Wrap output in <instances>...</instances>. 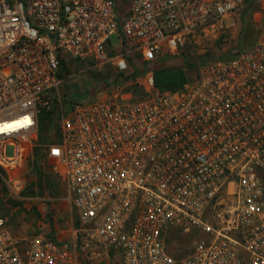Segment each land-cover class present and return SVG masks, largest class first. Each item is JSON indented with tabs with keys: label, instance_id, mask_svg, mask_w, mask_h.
Masks as SVG:
<instances>
[{
	"label": "built area",
	"instance_id": "2783aa9c",
	"mask_svg": "<svg viewBox=\"0 0 264 264\" xmlns=\"http://www.w3.org/2000/svg\"><path fill=\"white\" fill-rule=\"evenodd\" d=\"M255 2L253 44L199 65L194 80L169 92L155 88L150 68L132 74L128 59L177 54L242 0H0L8 193L23 199L21 170L37 147L78 224L65 239L16 240L0 215V264H86L77 236L81 249L103 246L118 264H264V0ZM61 59L119 79L56 115V134L38 144L37 116L71 74L58 76ZM174 230L203 236L174 257L165 243Z\"/></svg>",
	"mask_w": 264,
	"mask_h": 264
},
{
	"label": "rangeland",
	"instance_id": "374dc122",
	"mask_svg": "<svg viewBox=\"0 0 264 264\" xmlns=\"http://www.w3.org/2000/svg\"><path fill=\"white\" fill-rule=\"evenodd\" d=\"M241 17L242 11H239L225 18L213 28L195 32L186 40L180 52L167 55L166 58L150 64L148 68H181L185 71L188 79L194 80L199 65L230 58L253 44L261 29V19H257L254 15L251 16L252 37L249 43L241 46L239 45ZM111 41L115 44L117 42L115 38H112ZM134 67L139 69L144 66L141 61H135ZM131 69L134 70L132 67ZM77 70L72 67L70 77L59 87L57 100L51 104V108L54 107L55 110L51 116L54 118L51 129L47 134L38 136V139H50L53 134H56L59 123L56 113L59 117L62 113L67 114L72 103L83 104L95 97L97 93L110 87L105 82L107 78L108 81H111L113 74L106 75L105 79L103 78L105 72L79 73ZM102 78L103 81H101ZM100 95L101 93L97 97ZM38 144H41L40 141ZM8 152L10 153V149ZM35 156L34 149L21 170L23 189L20 196L23 198L22 200L9 195L5 184V174H0V215L5 218L14 234L17 235L20 230L23 231L19 232L20 234L17 235L19 237L37 234L39 232L37 228L41 224L47 227L45 229L51 237L60 234L68 237L70 225L75 227L77 223L75 215L65 199V186L41 153L38 165L41 167L42 173L41 178L38 179V172L33 161ZM202 236L196 230L186 232L174 230L165 236L166 248L174 257L184 256L193 243ZM89 264L108 263L97 258Z\"/></svg>",
	"mask_w": 264,
	"mask_h": 264
},
{
	"label": "trees",
	"instance_id": "16d2710c",
	"mask_svg": "<svg viewBox=\"0 0 264 264\" xmlns=\"http://www.w3.org/2000/svg\"><path fill=\"white\" fill-rule=\"evenodd\" d=\"M256 0H242V7L239 11H242V17H241V31H240V36H239V45L243 46L246 43H249L251 37H252V33L253 30L251 29V16H253V14L256 12L257 10V4L255 2ZM238 11V12H239ZM167 55H164L161 58H158L157 60L151 62V63H142L141 68H135L134 67V63L135 61H132V59H128V64L129 66H131L134 70L132 71V74L134 73H139L140 71H142L143 69H147L148 66L158 60L164 59L166 58ZM233 57V56H232ZM230 57V58H232ZM230 58H226V59H221V60H228ZM69 60H60V69H59V74L58 76L60 78L68 75L71 73V69H69V67L66 65V62ZM70 65H74L71 64V62H69ZM74 68V66H72ZM151 69V68H150ZM152 70V74H153V83L155 88H157L159 91H174L177 90L179 88H181L186 82L190 81L191 79L187 78V75L185 73V71L181 68H171V67H162V68H157V69H151ZM91 73L93 71H90ZM101 72H105L103 78H107L106 75H112L108 70H104ZM93 73H98V72H93ZM103 78L101 79V81H103ZM119 79V76L117 74H113L111 81H108V78L105 82V84L110 85L112 83L117 82ZM129 90H131L134 95H141V92L139 89H137L136 87H131L129 88ZM88 92V91H87ZM55 113L54 107H52L50 110L48 111H42L38 116H37V133L38 136L41 137V135L43 134H47L50 129H51V125L53 122V117H51L53 114ZM57 115V114H55ZM46 140V138L43 139H38V142L40 141V143L44 142ZM35 153L36 156L34 158V164L36 165V169L38 172V179L41 178V173H42V169L41 167L38 165L39 159H40V150L38 148H35ZM0 174H3V171L0 170Z\"/></svg>",
	"mask_w": 264,
	"mask_h": 264
},
{
	"label": "crops",
	"instance_id": "0c3cea01",
	"mask_svg": "<svg viewBox=\"0 0 264 264\" xmlns=\"http://www.w3.org/2000/svg\"><path fill=\"white\" fill-rule=\"evenodd\" d=\"M73 213H74V211H73ZM75 221H76V218H75ZM76 223H77V221H76ZM77 225L75 227H77ZM71 226L72 225H70V227ZM70 227H69V231H70ZM45 228H47V227L44 224H41V226H39L37 228V229H39V232L37 234L43 235L44 237H47V238H52L54 240L65 239L66 236H67V235L60 234L58 236L54 235V237H51V236H49V233H48V231ZM10 231L12 233V236L16 240H21L23 238H26V237H29V236H32V235H37V234H31V235H26V236H23V237H19L17 235L20 234L19 232H23V231H21V230L19 232L17 231L18 232L17 235L13 233L11 228H10ZM70 235H71V232H70L68 237H70ZM82 240H83V238L81 236H77L76 240H74V244L78 248V250H79V252L81 254V257L86 262V264L91 263L92 261H94L97 258L105 261V263H108V264H118V262L116 261L115 257L113 256V254L111 252L107 251L103 246L97 245L95 243H90L88 247H86L84 249L83 248L81 249Z\"/></svg>",
	"mask_w": 264,
	"mask_h": 264
}]
</instances>
